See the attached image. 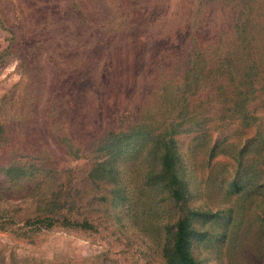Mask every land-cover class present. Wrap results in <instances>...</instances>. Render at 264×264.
Returning <instances> with one entry per match:
<instances>
[{"label": "rangeland", "instance_id": "374dc122", "mask_svg": "<svg viewBox=\"0 0 264 264\" xmlns=\"http://www.w3.org/2000/svg\"><path fill=\"white\" fill-rule=\"evenodd\" d=\"M236 30H242L244 42H236L243 59L234 67L241 71L254 64L259 75L254 82L263 83L264 0H0V166L8 154L36 155L56 172L41 189L52 182L72 184L89 162L73 157L65 145L91 153L108 131L155 126L146 109L157 77L168 69L184 74L191 61L197 94L192 104L182 100L184 105L193 114L217 108L220 91L212 73L217 55L239 37ZM234 95L228 93L224 107H232ZM255 95L248 104L257 107L252 126L240 130L228 120L218 130L212 122L207 135L198 128L176 136L190 182L187 202L177 213L186 215L185 204L192 211L191 253L199 264H264L259 193H246L249 209L235 213L237 225L226 236L220 222L211 223L243 206L244 196L228 194L240 177L251 181L257 175L254 185H264V163L256 162L262 156L259 140L264 142V92ZM214 149L248 153L238 170L227 156L210 160ZM9 178L0 174V215L20 219L32 213L37 180L12 195ZM103 202L106 212L81 211L99 219L91 230L6 226L0 230V264H167L166 219L150 197L145 203L152 212L145 215Z\"/></svg>", "mask_w": 264, "mask_h": 264}, {"label": "trees", "instance_id": "16d2710c", "mask_svg": "<svg viewBox=\"0 0 264 264\" xmlns=\"http://www.w3.org/2000/svg\"><path fill=\"white\" fill-rule=\"evenodd\" d=\"M241 31L236 30V35L239 37L236 38L234 45H228L220 55H217L219 59L212 73L214 85L218 86L220 91L217 108L214 106L208 111L193 114L190 112L191 106L184 105L182 100L186 98L187 102L192 104L197 94L193 92V87H198V82L196 73L194 71L191 73L192 68L195 67L192 61L189 63L192 68L190 67L184 74H171L172 69L162 72L157 77V92L153 103L148 104L146 109L155 121V126L143 124L119 132L108 131L96 140L94 151L89 149L91 153L86 151L83 154L75 150L72 144L65 145L73 157H84L89 162L88 168L81 172L77 180H72V184L52 182L46 190H43L41 188L44 183L56 173L46 160L36 155L20 156L7 153L9 158L7 163L0 166V174L10 177L13 186L7 189L9 193L22 194L29 188L26 184L29 185L33 178L34 181L37 180L32 186L37 195L32 196L33 200L29 208L31 214L24 215L20 219L10 215H0V230L4 231L6 226L15 222L21 223L31 231L51 228L55 224L91 230L95 228L94 223L99 219L87 217L81 213L83 209L86 208L88 214L93 215L97 212H106L107 207L103 201H107L110 202L109 207L120 206L127 213L142 212L145 215L146 211L152 212L151 207L149 208L145 203V199L150 197L153 207L161 208V216L166 219L163 225L166 237L163 252L167 264H199L191 253V241L195 234L192 227V211L185 204L186 215L177 213L178 206L183 208L182 203L187 202L190 182L187 178L189 172L185 168L184 156L176 136L182 129H187L186 132L191 133L198 128L203 130L202 135H207L204 132L208 124L217 123L213 129L219 130L228 120L242 130L241 126L250 127L257 119L255 116L257 107H249L248 104L257 100L255 95L257 91L264 92V82H254L259 79L254 64H244L241 71L233 65L234 62L243 59V47L241 49L236 47V42L238 44L244 42V35L242 37L240 35ZM223 73L228 75L226 81L221 79ZM247 88L248 91H245ZM229 92L235 93L230 108L223 105L231 97L228 96ZM186 110H189V114ZM257 134L259 135V131ZM59 141L61 144L66 142V136L63 135ZM259 142L262 156L256 162L264 163L263 139ZM213 147L216 149V145ZM215 149L209 153L210 160L218 156H227L234 161L238 170L241 169L248 153L246 149L236 153L227 149L222 151ZM257 178V175L253 177L256 180ZM253 179L250 181V178L240 177L235 185L232 183L228 187L229 195L244 196L243 206H235L234 213L230 210L227 215L218 216L219 219H211V223L220 222L216 225L220 230L224 228L222 234L225 236L229 226L237 225L235 219L239 210L249 209V205L245 206V204H249L250 195L246 193L250 189L261 195V203L257 208L262 210V218H259V221L264 223V185L258 183L254 185ZM32 188L30 195L35 194ZM196 214L198 213L194 215Z\"/></svg>", "mask_w": 264, "mask_h": 264}]
</instances>
